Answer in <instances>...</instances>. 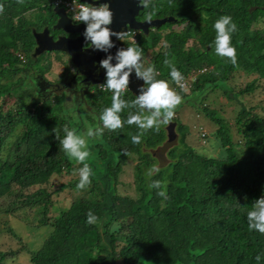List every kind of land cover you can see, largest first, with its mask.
I'll list each match as a JSON object with an SVG mask.
<instances>
[{
  "label": "trees",
  "instance_id": "16d2710c",
  "mask_svg": "<svg viewBox=\"0 0 264 264\" xmlns=\"http://www.w3.org/2000/svg\"><path fill=\"white\" fill-rule=\"evenodd\" d=\"M55 1L0 0V241L5 233L21 240L6 226L11 218L51 229L38 250L0 251V264L26 254L30 264H257L264 235L248 229L246 213L264 195V106L254 104L264 81V0L151 2L142 16L172 20L126 44L139 46L146 64H154L157 78L170 87L176 85L169 65L185 81L196 74L187 92L176 90L217 126L222 153H197L181 124L174 127L180 135L166 162L154 153L168 140L167 128L149 130L137 145L130 139L134 125L105 130L88 141L86 163L94 175L84 189L76 188L80 165L60 150L56 134L62 137L65 125L81 134L97 126L112 94L92 85L82 98L69 101L63 89L49 96L40 90L39 82L63 84L71 73L65 63L59 79L49 81L46 75L61 54L37 52L38 35H65L55 28ZM221 15L237 25L231 40L235 64L214 52L213 24ZM212 96L236 102L240 110L234 117L221 116L207 104ZM134 97L127 89L122 98ZM130 111L122 110L121 118ZM132 161L134 195L126 193L129 185L121 179ZM153 164L161 172L152 179L166 184L167 199L147 188L146 171ZM64 176L70 180L54 190V179ZM64 191L71 195L67 209L56 207L55 197ZM89 210L97 217L93 224L85 222Z\"/></svg>",
  "mask_w": 264,
  "mask_h": 264
},
{
  "label": "clouds",
  "instance_id": "9594fccd",
  "mask_svg": "<svg viewBox=\"0 0 264 264\" xmlns=\"http://www.w3.org/2000/svg\"><path fill=\"white\" fill-rule=\"evenodd\" d=\"M72 2L75 5V10L72 14L68 13L64 6L57 7L55 5V10L57 14L59 11H63L67 19L73 25L85 26L83 36L86 41V48L91 47L94 50L103 51L107 54L105 58L98 62L99 68L105 70V82L103 80L102 84L94 86H97L100 90H107L112 94L111 105L101 110L98 118L99 124L97 126L87 127L83 131V134H81L77 129L69 128L65 125L63 128L64 135L61 137L56 134L60 150H62L70 160L80 165L78 169H75L79 175L76 188L84 189L91 184V178L94 175L93 168L86 163V160L90 156L88 148L89 140L101 138L105 130L115 131L117 129H122L125 125H134L137 131L130 136L131 143L133 145L141 144L142 138L149 130L159 132L162 127H167L174 120L175 109L182 102V97L176 88H178L180 92H187L188 88L181 71L175 65H169L168 60H165L164 63L170 67L168 75L171 81L176 85V88L170 87L167 80L157 78L158 72L156 66L154 64H146L142 58V49L139 46H127L126 44L142 31L129 28L127 32H116L110 28L109 26L113 23V11L107 3L94 6L83 0H72ZM150 3L151 0H139V5L143 6L144 9H148ZM149 19H151L150 15ZM56 26L55 28L57 29ZM213 28L215 30V54L219 57L227 58L229 62L235 64L237 55L231 40L233 34L238 29L233 18L230 15H221L215 20ZM62 31L65 33L63 36L70 35V33H66L64 30ZM42 34H45V37L48 36L55 41V38L48 33ZM42 34L38 35L37 38L40 36V39ZM45 37L42 40H44ZM112 37L120 39L127 48H119L113 55L110 52V49L115 46ZM68 45L70 44L66 43L65 47L67 46L71 49ZM39 47L40 46H37V51ZM42 47H46L45 42ZM79 50L80 49H77L78 52H80ZM43 51L48 50L44 48ZM43 51L41 49L38 53ZM67 51L68 50L55 52H59L61 54L60 57L65 56L64 53L70 56L72 53L69 54ZM113 61H115V63H113ZM133 73L135 78L137 80H142L143 83L138 86V94L135 95L134 99L129 101L122 97L125 91L129 89L130 76ZM63 84L58 85L62 86ZM68 98L71 99V95H68ZM124 109H133V111L128 112L127 116L122 119L121 112ZM124 154L127 155L126 152H124ZM160 172L161 168L158 164H153L147 169L146 177L149 179L147 188L155 190L156 196L167 199L166 184L162 185L159 179H152V177ZM246 219L250 231L254 230L264 235V195L252 202L246 213ZM96 221V215L89 210L85 222L87 224H93ZM262 255H264V253L256 255L255 259L257 264H260Z\"/></svg>",
  "mask_w": 264,
  "mask_h": 264
},
{
  "label": "rangeland",
  "instance_id": "374dc122",
  "mask_svg": "<svg viewBox=\"0 0 264 264\" xmlns=\"http://www.w3.org/2000/svg\"><path fill=\"white\" fill-rule=\"evenodd\" d=\"M128 42H134V40H129ZM58 61L59 62H57L53 66L51 72L46 75L48 80L51 82L58 80L59 77L63 74L65 63L70 68L69 61L66 56H61L60 60ZM195 79L196 74L194 73L187 81H185L186 85H191V83L194 82ZM13 101L14 100L9 101V107L13 104ZM258 103H262L264 106V81L261 84V92L257 93V96L254 100V104ZM207 104L212 108L221 111L220 115L224 117H234V115L240 110V105L236 102H227L222 99L214 100L213 96L207 101ZM179 124L186 127L187 132H189L186 141L189 146H191L197 153L208 157H218L222 153V150L218 147L219 143L217 142L215 137L217 126L196 107H193L192 104L184 103L182 101L175 109L174 120L167 127H162L167 128L168 130V140L160 149H158L154 153L161 159L162 162L167 161L166 159L169 149L178 143V135H180V131L178 129L177 131H175L174 127H177V125ZM202 134L207 135L206 139L202 138ZM134 165L135 163L133 161L128 163L127 167L125 168V173L121 178L126 185H129L126 193H129L131 195H134V190L130 189V186H132L131 184H133L134 180ZM69 180L70 178L68 176L55 178L52 188L55 190L61 184H65ZM70 199V193L68 191H64L63 193L55 197L56 207L67 209L70 205ZM53 214L57 215V212L53 211ZM8 219L9 218L4 217L3 222H8ZM6 226L15 228L21 240L18 241V239H15L8 233H5L0 241V251L2 252H16L23 247L27 248L30 251L38 250L51 232L50 228H36L29 224L26 225L20 220L14 218H11ZM7 264H30L29 256L27 254L24 256H15L13 258H10L7 261Z\"/></svg>",
  "mask_w": 264,
  "mask_h": 264
},
{
  "label": "water",
  "instance_id": "95a60500",
  "mask_svg": "<svg viewBox=\"0 0 264 264\" xmlns=\"http://www.w3.org/2000/svg\"><path fill=\"white\" fill-rule=\"evenodd\" d=\"M84 2H87L89 4H92L94 6H98L99 4L107 3L111 10L113 11V23L109 27L112 28L116 32H127V30L134 29L138 31H142L144 34H148V31L150 28H156L161 26L162 24L166 23L167 21H171L172 19H156L152 21H147V22H138L136 17L139 14V11L142 9L140 6L137 5L136 0H97V1H91V0H83ZM58 15L60 17L58 23H57V29H62L66 33L70 34H77V38L75 40H71V43H74L75 45H78L79 47L82 48L83 45L86 44V41L83 36V32L85 29V26L83 25H78L75 26L73 25L66 17L63 11H59ZM126 35V34H125ZM124 35V36H125ZM112 40L114 42V47L110 49V52L114 55L117 49L119 48H127L125 44L121 42L120 39H117L116 37H112ZM47 44L46 48L48 51H65V44L69 43L70 40L62 38L59 39L57 42H55L52 38L50 37H45L44 40H39L37 38V43L38 46H41L42 44ZM80 51V50H79ZM69 54H71L70 50L67 51ZM85 52V51H81ZM90 53L94 56L95 62L98 63L101 59L106 57V53L103 51H98L94 50L93 48H89V50L85 53H83V57L81 58L82 60H78L75 58V63L78 64V66H82L85 68L86 64L89 63L87 59H85L88 54ZM72 55V54H71ZM115 63V61H113ZM99 64V63H98ZM86 79H85V84L87 85L86 87L89 88L92 85H99L103 83V80L105 78V70L102 68H97L92 70H87L86 69ZM142 80H137L135 78L134 73L130 76V83H129V89L134 95L138 94V86L142 84ZM63 89L62 86H54L55 90ZM54 90V91H55Z\"/></svg>",
  "mask_w": 264,
  "mask_h": 264
},
{
  "label": "flooded vegetation",
  "instance_id": "af4514ba",
  "mask_svg": "<svg viewBox=\"0 0 264 264\" xmlns=\"http://www.w3.org/2000/svg\"><path fill=\"white\" fill-rule=\"evenodd\" d=\"M92 1V0H91ZM137 2V5L136 6H140L139 5V0H136ZM154 1V0H151V2ZM151 4V3H150ZM142 7V9L139 11V14L138 16L136 17L137 21L138 22H147V21H152V20H156L157 18H154V19H146L144 16H142V13L144 14V11H146V9L143 8V6H140ZM141 17H144L145 19H140ZM161 19H168V18H161ZM151 30H154V29H149V33ZM46 35L45 34H42L41 38L39 40L42 41V39L45 37ZM78 35L76 34H70V35H67V36H63V35H58L56 38H55V41L61 39V38H65V39H68L70 40L69 44L68 45L70 48H68L67 46L65 47L66 50H70L71 53H72V56L68 55V54H65L64 55L67 57L68 61H69V66L71 67L70 70H71V73L69 75V77H67L68 79L67 80H64V84L62 85V88L64 89L65 92H68V95H71V97L73 99H76L78 97H83L84 93H87L88 92V89L85 84V79H86V69L87 70H92V69H95V71L97 70L99 64L98 63H94L95 62V59H94V56L90 53H87L88 56L85 58L89 61V63L86 64L85 68H83L82 66H78L77 63H75V58H77L78 60H82L81 58L83 57V53L87 52L89 50L90 47L86 48L85 45L81 47H79L78 45H75L74 43H71V40H75L77 38ZM40 37V36H39ZM38 37V38H39ZM43 44L39 47L38 51H40L42 49V51L44 50V48L46 47H42ZM47 46V44H46ZM77 49H80V52L77 51ZM37 51V52H38ZM81 51H85V52H81ZM38 86L40 87V90L46 94L47 96L50 95L51 92H54V86L58 87L59 85L58 84H54L53 83H50L48 81H43L41 83L38 84ZM56 91V90H55Z\"/></svg>",
  "mask_w": 264,
  "mask_h": 264
},
{
  "label": "built area",
  "instance_id": "2783aa9c",
  "mask_svg": "<svg viewBox=\"0 0 264 264\" xmlns=\"http://www.w3.org/2000/svg\"><path fill=\"white\" fill-rule=\"evenodd\" d=\"M57 7L64 6L68 13L72 14L75 10V5L73 4L72 0H58L55 4ZM102 88V87H101ZM103 89V88H102ZM104 90V89H103Z\"/></svg>",
  "mask_w": 264,
  "mask_h": 264
}]
</instances>
